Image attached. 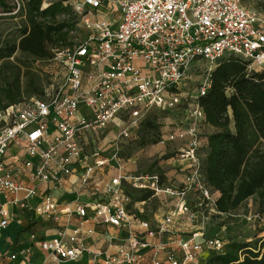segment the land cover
I'll use <instances>...</instances> for the list:
<instances>
[{
  "label": "built area",
  "instance_id": "2783aa9c",
  "mask_svg": "<svg viewBox=\"0 0 264 264\" xmlns=\"http://www.w3.org/2000/svg\"><path fill=\"white\" fill-rule=\"evenodd\" d=\"M84 35L53 50L61 81L29 100L0 108V230L15 215L39 231L0 254V264H206L228 241L182 231L196 219L188 195L214 199L203 182L198 103L226 55L264 66V17L241 0H80L69 3ZM195 74L201 81L180 124L167 130L182 142L177 160L187 175L179 189L158 174L124 172L117 146L131 139L151 109L169 112ZM113 128V129H112ZM114 130V149L97 146ZM128 189L167 195L169 210L150 221ZM62 191L58 198L54 191ZM214 211V209H212ZM14 215V216H15ZM43 223V224H42ZM45 233V232H44Z\"/></svg>",
  "mask_w": 264,
  "mask_h": 264
},
{
  "label": "trees",
  "instance_id": "16d2710c",
  "mask_svg": "<svg viewBox=\"0 0 264 264\" xmlns=\"http://www.w3.org/2000/svg\"><path fill=\"white\" fill-rule=\"evenodd\" d=\"M241 2L264 12V0ZM0 13L10 16L9 20L19 19L10 28L15 36L0 31V108H6L22 103L24 93H38L33 81L28 83L34 90L21 91L20 80L27 77L28 62L51 63L54 49L73 45L79 15L62 0H0ZM210 81L205 94L197 99L203 124L210 128L198 155L203 182L217 194L214 212L227 215L255 195L258 212L264 216V66L248 71L247 61L226 55L215 64ZM140 138L138 130L130 141ZM126 192L132 202L152 196L149 190ZM132 193L139 195L132 198ZM205 263L264 264V236L243 243L229 240L223 252L210 253Z\"/></svg>",
  "mask_w": 264,
  "mask_h": 264
},
{
  "label": "rangeland",
  "instance_id": "374dc122",
  "mask_svg": "<svg viewBox=\"0 0 264 264\" xmlns=\"http://www.w3.org/2000/svg\"><path fill=\"white\" fill-rule=\"evenodd\" d=\"M54 1V0H46ZM64 3L71 4L80 0H62ZM250 7V6H249ZM264 17V12H260ZM10 16H6L4 13H0V31L5 36H15L14 30H10L13 26V22L19 20H9ZM84 29L81 24L77 25L74 38L79 39L84 35ZM29 70L27 77H21V91H31L36 87L28 83L33 81L38 84L39 91L37 94L27 96L26 93L22 95L21 101L25 102L32 97L39 96L47 90H55L59 87L61 76H55L56 68L51 63L42 61H29ZM202 77L201 74H195L189 81L184 83L182 87V101L179 106L173 111L163 112L158 109H151L149 115L141 122L144 123L138 125L136 132L141 130V138L139 141H130L128 138L117 146V155L119 157L120 164L123 166L124 172L132 173L135 175L140 174H158L162 177L163 187L179 189L182 186V181L176 180L175 183L168 180L173 175L180 174L181 180L187 175L185 165L180 164L177 160L176 154L182 142L169 141L166 133L168 129L175 127L176 124H180V121H184L183 111L187 101L191 100L196 94V88L199 85ZM12 80V79H10ZM113 129V128H112ZM108 132L104 139L97 143V146H101V156L108 157L112 154L114 145L113 137L116 132L113 130ZM210 128L206 125H200L198 129V136L200 137V143H203V137L207 134ZM135 132V133H136ZM134 133V134H135ZM166 176H165V175ZM166 177V178H165ZM166 179V180H165ZM168 180V181H167ZM174 180V179H173ZM172 184V185H170ZM139 194L132 193V198H137ZM190 197V200H189ZM214 199V193L212 195ZM192 201V202H191ZM171 199L167 195H161L159 197L148 199L139 207L143 208L144 215L150 221H156L169 210L171 205ZM188 202L193 210H197L199 213L193 222H189L185 218H181L177 222V226L182 231H190L191 227L193 231L202 233L200 237H215L225 241H237L240 243L248 240H254L258 237L264 236V216L258 212L257 198L255 195L248 197L238 208V210L230 212L227 215L217 216L212 210L211 202L206 203L203 200L199 192L193 191L188 195ZM195 228L197 230H195ZM41 236V234H38Z\"/></svg>",
  "mask_w": 264,
  "mask_h": 264
},
{
  "label": "crops",
  "instance_id": "0c3cea01",
  "mask_svg": "<svg viewBox=\"0 0 264 264\" xmlns=\"http://www.w3.org/2000/svg\"><path fill=\"white\" fill-rule=\"evenodd\" d=\"M180 176H181L180 174H178V176L177 175H173L168 180L169 181L171 180L172 184L176 182L175 178H176V180H179L181 182L182 180H181ZM172 184H170V185H172ZM53 194L56 197H58V198L62 197V191H60V190L54 191ZM216 197H217V194L214 193V198H216ZM189 200H190V197H189ZM11 212L14 213L12 215L13 216L12 220L9 222V224L5 228L0 230V254L6 253L10 249H12L14 246L26 243L27 238L33 232L36 233L37 236H38V234H41V236H43L44 234L46 236L47 235H49V236L52 235L53 231L51 229H49V230L47 229L46 231H44L45 233L44 232H40L39 229H38L39 226H33V225H28L27 226V222L24 219L19 218L20 216H16L15 215V209H11ZM195 230H197V229L195 228ZM61 264H71V263H65L64 262V263H61ZM75 264H83V261L77 262Z\"/></svg>",
  "mask_w": 264,
  "mask_h": 264
}]
</instances>
